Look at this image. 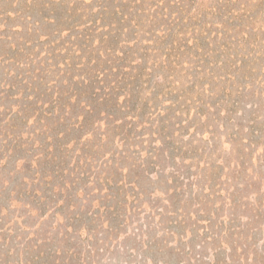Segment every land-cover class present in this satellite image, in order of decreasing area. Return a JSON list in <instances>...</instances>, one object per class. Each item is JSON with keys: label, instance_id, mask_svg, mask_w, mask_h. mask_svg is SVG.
I'll return each mask as SVG.
<instances>
[{"label": "trees", "instance_id": "obj_1", "mask_svg": "<svg viewBox=\"0 0 264 264\" xmlns=\"http://www.w3.org/2000/svg\"><path fill=\"white\" fill-rule=\"evenodd\" d=\"M70 3L43 0L39 19L3 14L7 22H23L4 29L20 36L0 35L9 39L0 40L7 45L0 54V99L19 96L0 111V151L15 154L37 141L41 151L25 161L30 167L34 157L38 165L44 158L43 167L52 168L45 174L38 166L26 179L45 181L63 194L61 208L72 207L56 238L48 231L34 241L41 249L33 260L93 264L89 257H98L97 243L106 242L97 237L107 222L109 235L119 236L126 231L119 227L130 224L137 226L135 236L153 235L154 244L177 235L169 227L187 226L189 235L215 244L212 256L200 255L207 264H243L247 249H260L256 234L264 233V0ZM31 121L35 127L28 130ZM55 177L58 188L50 185ZM152 180L164 186L150 191ZM89 185L103 192L98 212L73 202L82 191V202L92 203ZM24 191L57 212L59 198L37 188ZM96 226L101 229L93 239ZM84 232L92 240L85 255ZM227 235L232 244L223 258ZM161 244L152 248L156 257ZM18 247L9 250L20 264L25 250Z\"/></svg>", "mask_w": 264, "mask_h": 264}, {"label": "rangeland", "instance_id": "obj_2", "mask_svg": "<svg viewBox=\"0 0 264 264\" xmlns=\"http://www.w3.org/2000/svg\"><path fill=\"white\" fill-rule=\"evenodd\" d=\"M69 3L71 0H67ZM24 0H0V35L9 33V34H15L16 36H20V33L18 31L7 32L5 31V25L13 26V25H19L23 22L21 19H10L7 22V17H5L3 14H37L36 18H40L41 14L43 12H46L45 9L42 10L39 5L43 2V0H40V2L34 3V7L30 9L32 0H26L24 3ZM27 5V6H26ZM47 6V5H46ZM48 7V6H47ZM71 3L69 4L68 8H71ZM80 8V7H79ZM22 10L19 12V10ZM59 11L61 13H64L62 10H56V12ZM66 11V7H65ZM47 14H52L47 13ZM68 14V12H67ZM14 17V16H11ZM29 20H26L27 23ZM48 25L50 24H43L42 26H39L37 24V27L40 29H47ZM51 26V25H50ZM10 31V30H9ZM20 32V31H19ZM1 41H9V39H3L2 36H0ZM6 42H0V54H3L5 50L7 49V45L3 46ZM5 64H0V68H3ZM8 66V65H6ZM11 69L14 70L15 67L12 65ZM19 97V96H18ZM17 97V98H18ZM15 98V99H17ZM15 99L9 98V100H6L5 97L0 99V111L3 112V105L9 104H15ZM19 102H21L19 100ZM17 104V103H16ZM17 107H15L16 110ZM35 125H32V121L28 124L27 129L32 130ZM26 129V128H25ZM24 129V130H25ZM41 137V136H40ZM39 137V138H40ZM28 143V142H27ZM45 144V143H44ZM220 145H223L224 148H228L229 145L227 143L221 142ZM32 149L33 151L29 152L28 149ZM7 151V150H6ZM41 150H38V142L36 141L35 146L31 148L30 146H23V148L17 149L16 153L13 154L11 150L9 152H3L0 151V228L5 226V229L3 231H0V264H7L8 262H11V264H17L19 257H17L16 253L14 251L9 250V246L17 243L18 251L25 250L24 252L20 253L23 256L22 261L20 264H41L46 260L44 256H42L39 260H33L34 256L39 255V250L41 248H36L33 243L39 236L40 238L46 237V233L50 231L55 235V238L57 236V232L59 230H62L61 228L64 227L65 219L64 216L69 211H72V207L70 210L66 208H61L64 197L61 192L58 190L51 191V186H47L45 184V181L41 180V183L39 184V180L36 179L35 183L29 182L26 178L33 177V172L40 170L41 172H44L45 174H49L51 167V164L47 167H43V161L44 158H42L41 162L39 161V165L37 163L36 157H34V161L32 166L29 167L28 161L25 160H31L33 158L32 155L39 153ZM261 152V148L257 153ZM256 153V154H257ZM255 154V155H256ZM10 156V157H9ZM72 162V161H71ZM127 164V163H126ZM39 166V167H38ZM256 170H260V168L257 166ZM48 173H47V172ZM127 172L126 170L124 171ZM124 173V174H125ZM25 178V179H24ZM153 184L148 185V190L153 191L156 190V187L158 186H164L163 184L159 183L158 181L155 182L152 180ZM53 187L58 188L59 185H61V181L59 178L55 177L54 180H51V184ZM83 186V185H79ZM37 188L40 190V192H43L45 196L49 197L52 196L53 200L58 199V204L55 210L56 213L53 212L56 205L54 204H48L46 206H41L39 202L37 201V197L30 198L28 197L30 194L27 193L24 190H30ZM83 188V187H81ZM85 189V187H84ZM85 190L87 192H90L92 190L91 185H89ZM97 189H93L92 195L89 198V200L92 203H86L82 202L84 192L80 191V197L78 196L75 198L73 197V202H77V204L84 206H92L91 211L95 210L98 212V204H99V197L103 195L102 193H99ZM104 190V188H103ZM38 197L39 194H37ZM43 195V194H42ZM163 194L159 193V202L160 199H163ZM188 197V199L192 196H189L188 194L185 195ZM182 197L181 201L179 202H185V198ZM94 200V201H93ZM164 201V200H163ZM178 202V204H179ZM188 203H191L189 201ZM192 202L191 204H193ZM191 204L186 205V210L190 211L192 206ZM181 205H175L176 207H180ZM229 206H224L222 210L224 213H227ZM85 208V207H84ZM46 210L45 213H40V210ZM171 208L170 210H172ZM86 210V208H85ZM150 209H148L149 211ZM177 210V209H176ZM90 211V212H91ZM100 212L103 214V210L101 209ZM241 214H247L245 211H242ZM166 217H169L168 215ZM172 219H177L176 217L173 218V216H170ZM92 217L85 211V220L84 222H89ZM161 224L159 221H157V224ZM29 226V227H23ZM126 226L119 227L118 231L121 229V232L119 236H113V232L111 234H108V227L107 222L104 223V227L102 228L103 235L97 237V230H100L98 226H96V229L94 233L96 236H93L97 238H104L106 242L100 241L99 248L100 251L97 252L98 257L90 256L89 260H93V264H207L208 262L204 260L203 258H200V255H207L212 256L214 253L215 244L213 242H207L205 243L202 238H200L199 233L194 237L192 235H189V228L187 226H178L177 227H169L173 229L177 235L171 236L168 238V240H158L161 244V250L159 251L160 256L156 257L154 255V248L156 246L153 243V239L149 240V236H153L149 234L145 235H134V232H136L135 228L137 226L131 227L130 224H125ZM162 225V224H161ZM92 228L94 226L89 225ZM143 229H148L143 224ZM154 232L158 229H153ZM264 230V229H262ZM201 231V230H200ZM117 232V231H116ZM126 233V234H125ZM181 234H185L184 237H182ZM93 235V233H92ZM87 234L84 232V238L82 237L80 241L82 246V252L83 254L89 253L90 248L88 247L89 244H92V240H90V237L86 238ZM113 236V237H112ZM61 237V236H60ZM118 237V239H117ZM114 238V240H112ZM256 239H259V244L257 246H260L259 251L256 253L252 249H247V254L245 256V260L241 261L243 264H263L264 263V233L259 232L256 234ZM223 245L221 252L223 254V258L226 256L228 257L230 251L228 244L231 241V238L229 236H224L222 239ZM28 242L29 245H32L28 250L24 248V246H21L20 243ZM56 242V241H55ZM94 242V240H93ZM7 243V244H6ZM253 243V242H252ZM6 244V245H5ZM27 244V245H28ZM37 244V243H36ZM64 243H61V245H64ZM71 244V242L69 243ZM51 245V244H47ZM51 248H55V245H51ZM70 246V245H69ZM157 248V247H156ZM155 249V248H154ZM42 250H44L42 248ZM163 250V251H162ZM238 251L240 254L241 249ZM152 251V252H151ZM167 252L162 254L163 252ZM162 254V255H161ZM65 257V254L61 256V259L63 260ZM66 258V257H65ZM194 258V259H192ZM88 261V260H87ZM256 261V262H255Z\"/></svg>", "mask_w": 264, "mask_h": 264}]
</instances>
